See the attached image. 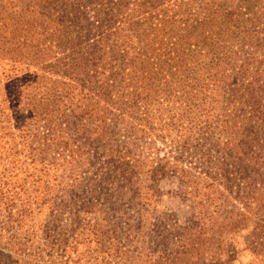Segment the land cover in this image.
<instances>
[{"label":"trees","instance_id":"16d2710c","mask_svg":"<svg viewBox=\"0 0 264 264\" xmlns=\"http://www.w3.org/2000/svg\"><path fill=\"white\" fill-rule=\"evenodd\" d=\"M110 1L0 0V264H228L249 224L260 256L264 29L192 20L197 0L155 21L133 19L148 0ZM195 136L229 162L177 175L179 225L159 161L128 155H186Z\"/></svg>","mask_w":264,"mask_h":264},{"label":"rangeland","instance_id":"374dc122","mask_svg":"<svg viewBox=\"0 0 264 264\" xmlns=\"http://www.w3.org/2000/svg\"><path fill=\"white\" fill-rule=\"evenodd\" d=\"M178 0H150L143 2V10L135 14L134 21H140L147 18H152L154 21L159 18L161 9L167 7L170 10L174 9L172 6L176 4ZM118 0H111L110 3H116ZM141 3V0H120V4L124 5L129 10L122 11L128 12L134 8V5ZM104 7L105 4H103ZM195 15L192 20L200 21L198 17H203L205 14L218 13L221 17L224 14L242 16L243 19L251 21L250 26H254L255 31H261L264 29V0H197L192 4ZM99 8H91L88 10L87 18L93 20L95 12ZM172 15V14H170ZM222 23L225 21L222 20ZM194 23H197L194 21ZM221 23V24H222ZM248 26V27H250ZM262 36V35H260ZM190 148L188 154L180 155V151L175 147L165 148V152L169 155H128L131 159H149L154 161V165L159 161L161 177L157 178L155 185L160 190L159 205L162 211L174 215V221L179 225H185L191 213V207L188 202L182 201L179 194L182 192L180 180L177 175L187 171L190 173H200L207 175H215L220 172V164H228L229 159L227 155H200L196 151L198 147L201 149H212L213 145L208 144L200 136L193 137L190 141ZM158 147L162 145L158 144ZM166 160H169L167 163ZM209 163H215L216 166L209 165ZM237 207H241L239 204H235ZM261 225L264 228V217L261 220ZM254 225L249 224L246 229L240 231V234L236 236L232 241L228 242L230 247L228 251L224 253V261L228 264H264V252L260 253V256L253 254L250 250L249 244L255 239L249 238V233L254 230ZM261 241V240H260ZM257 249V245L255 246ZM260 248V247H259ZM56 257V256H55ZM55 261V258L52 259Z\"/></svg>","mask_w":264,"mask_h":264}]
</instances>
